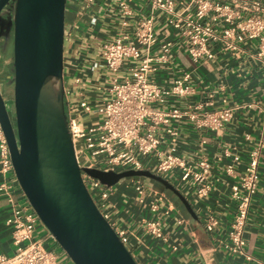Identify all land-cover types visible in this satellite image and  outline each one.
<instances>
[{"label": "built area", "instance_id": "2783aa9c", "mask_svg": "<svg viewBox=\"0 0 264 264\" xmlns=\"http://www.w3.org/2000/svg\"><path fill=\"white\" fill-rule=\"evenodd\" d=\"M138 1L113 0L120 32L96 46L92 68L75 70L77 74L64 81L65 114L78 164L117 173L149 171L169 183L171 177H176V182L191 187L196 198H205L212 190L211 164L206 157L192 162L177 154L176 125L185 121L197 130L217 133L238 108L228 106L223 99L222 106L215 109L212 95L185 106L170 105L195 95L191 72L183 71L165 87L157 84L155 77L161 71L172 70V49L177 44L182 45L195 66L215 60L219 54L237 59L249 55L264 64V0H144L148 9L143 14L134 7ZM159 22L161 25L156 27ZM72 29L63 50V80L64 70L71 69L78 55ZM250 47H255L254 52ZM90 88L94 90L93 96L88 93ZM263 148L264 143L259 142L248 152L239 177L234 176L235 166L242 163V158L230 150L224 152L230 160L224 173L235 178L229 195L234 214L226 240L220 241L219 247L246 264H264V256L257 258L248 252L245 238L251 206L259 190ZM0 175V196L6 197L10 206L5 224L11 230L15 247L13 256L0 255V264H61L35 237L39 220L31 206L27 201L19 204L13 200L16 189H20L14 185L17 183L1 128ZM82 178L100 214L128 248L127 231L113 222L108 213L113 187L103 189L97 181ZM129 183L140 205L148 195L155 198L148 207L153 217L143 221L146 234L166 241L162 220L172 213L177 225L185 224L163 194L136 182ZM203 227L212 234L219 221L209 215ZM260 240L264 245V230Z\"/></svg>", "mask_w": 264, "mask_h": 264}, {"label": "crops", "instance_id": "0c3cea01", "mask_svg": "<svg viewBox=\"0 0 264 264\" xmlns=\"http://www.w3.org/2000/svg\"><path fill=\"white\" fill-rule=\"evenodd\" d=\"M134 7L143 14L147 12L148 4L139 0ZM74 23L72 34L78 55L70 65L71 69L64 70L65 82L77 74L75 70L92 68L96 46L101 41L114 38L120 32L118 12L113 0H92L91 3L81 0ZM159 23L156 27L161 25ZM249 49L254 52L255 47ZM171 67V71H161L156 75V83L169 86L172 79L180 77L183 71H188L191 72L190 82L196 93L185 100L171 102L170 105L185 106L204 101L208 95H212L215 109L222 106L223 99L228 101V106L238 108L231 121L217 133L197 130L185 121L176 125L179 130L177 154L192 162L201 157L209 160L212 167L211 193L198 199L189 185L170 181L193 208L198 223L189 224L175 209L185 224L177 225L174 213L164 217L162 228L166 241L152 237L144 231L143 221L153 217L148 212V207L155 202L154 196L148 195L140 205L129 182L112 189L108 213L113 222L127 231L128 249L137 264H246L242 259L226 254L219 247L220 241L226 240L228 226L234 214V204L229 195L235 178L224 173L225 167L230 163L224 157V152L230 150L242 158V163L235 166L234 176L239 177L243 173L248 152L259 142L264 143V64L249 55L237 59L228 54H219L215 60L195 66L182 45L177 44L172 49ZM88 93L93 96L94 90L90 88ZM246 136L250 140H246ZM203 141L205 143L201 144ZM259 174V190L251 206L245 238L248 252L262 258L264 245L260 234L264 230V148L260 155ZM11 179L13 176L10 175ZM14 185L17 187V184ZM12 197L16 203H26L20 190L16 189ZM160 209L164 210V206L161 205ZM9 215V203L6 197L0 196V255L6 257L15 253L11 230L5 224ZM209 215L219 221L218 229L212 234L205 232L203 227ZM35 237L56 255L61 264H70L66 256L57 250L40 223L36 225Z\"/></svg>", "mask_w": 264, "mask_h": 264}, {"label": "water", "instance_id": "95a60500", "mask_svg": "<svg viewBox=\"0 0 264 264\" xmlns=\"http://www.w3.org/2000/svg\"><path fill=\"white\" fill-rule=\"evenodd\" d=\"M81 0H0L13 4L12 98L0 91V128L16 183L39 222L72 264H137L92 200L83 176L108 189L136 182L163 194L189 224L198 218L183 195L149 171L80 167L64 107L63 50Z\"/></svg>", "mask_w": 264, "mask_h": 264}, {"label": "flooded vegetation", "instance_id": "af4514ba", "mask_svg": "<svg viewBox=\"0 0 264 264\" xmlns=\"http://www.w3.org/2000/svg\"><path fill=\"white\" fill-rule=\"evenodd\" d=\"M13 4L10 3L1 12L0 21V91H3V99L10 100L11 74H12V31L9 30V19L12 14Z\"/></svg>", "mask_w": 264, "mask_h": 264}, {"label": "rangeland", "instance_id": "374dc122", "mask_svg": "<svg viewBox=\"0 0 264 264\" xmlns=\"http://www.w3.org/2000/svg\"><path fill=\"white\" fill-rule=\"evenodd\" d=\"M12 54V53H11ZM10 90V98H12V88L11 89H9ZM172 178V181H176L177 180V178L176 177H171ZM126 183H123V184H121V185H116V186H114L113 188H118L119 186H124ZM112 188V189H113ZM25 198V197H24ZM40 223V222H39ZM40 225H41V223H40ZM42 226V225H41ZM43 227V226H42ZM53 242H54V240H53ZM55 243V247L57 248V250H59L60 252H62V250L59 248V246L56 244V242H54ZM45 247V249L46 250H49V248H47L46 246H44ZM50 251V250H49ZM63 253V252H62ZM64 254V253H63ZM65 255V254H64ZM67 258V257H66ZM67 260L69 261V259L67 258ZM70 262V261H69ZM70 264H72L71 262H70Z\"/></svg>", "mask_w": 264, "mask_h": 264}]
</instances>
